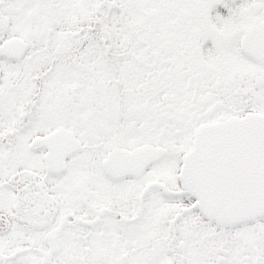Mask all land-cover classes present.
Here are the masks:
<instances>
[{
	"label": "snow or ice",
	"instance_id": "obj_1",
	"mask_svg": "<svg viewBox=\"0 0 264 264\" xmlns=\"http://www.w3.org/2000/svg\"><path fill=\"white\" fill-rule=\"evenodd\" d=\"M0 264H264V0H0Z\"/></svg>",
	"mask_w": 264,
	"mask_h": 264
}]
</instances>
